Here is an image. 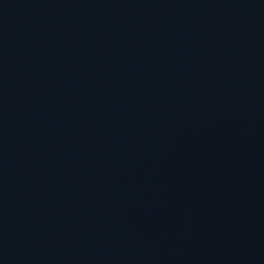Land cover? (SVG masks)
I'll list each match as a JSON object with an SVG mask.
<instances>
[{"label":"water","instance_id":"95a60500","mask_svg":"<svg viewBox=\"0 0 264 264\" xmlns=\"http://www.w3.org/2000/svg\"><path fill=\"white\" fill-rule=\"evenodd\" d=\"M0 264H264V0H0Z\"/></svg>","mask_w":264,"mask_h":264}]
</instances>
